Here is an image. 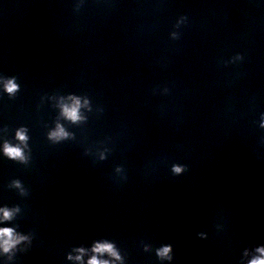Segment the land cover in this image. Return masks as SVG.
I'll use <instances>...</instances> for the list:
<instances>
[{
    "label": "clouds",
    "instance_id": "1",
    "mask_svg": "<svg viewBox=\"0 0 264 264\" xmlns=\"http://www.w3.org/2000/svg\"><path fill=\"white\" fill-rule=\"evenodd\" d=\"M84 4V0H76L74 11H79ZM187 20V17H181L175 27L178 29L181 24ZM173 40H178L180 34L177 31L170 33ZM243 56L237 53L228 63L242 61ZM0 86L3 92L10 98L14 99L21 90L20 84L17 82L16 76L0 75ZM167 92V89H165ZM58 96L53 95L49 99ZM60 102L54 105L57 108L58 115L54 121V126L49 128L46 133V138L52 144H60L64 141L75 140V133L69 131L65 122L68 125L80 126L88 121L87 113L93 111V106L90 98L87 95H77L69 93L67 95H59ZM102 111V109H99ZM259 127L264 129V113H261ZM7 127L0 129V132L6 134ZM29 129L26 126H20L15 129L14 141L3 139L0 144V153L6 159L15 163L28 166L31 162V147L29 145ZM110 149L103 147L97 149L96 157L99 161L107 159ZM86 155L92 154L91 149L85 150ZM123 167L117 166L115 172L118 175L123 174ZM188 171V165L181 163H173L170 166V172L173 176H180ZM7 187L14 189L20 197L29 196V190L25 187L20 179H12ZM22 214V208L19 204L0 206V258H3V264H14L18 253H26L33 244L35 233L29 231L27 233L18 231L19 225L15 223L17 218ZM224 225L217 223V231L223 230ZM200 239H207L206 232L200 231L196 233ZM143 251L154 252L155 257L161 264L167 262L172 264L174 260V248L171 243L161 244L159 247H153L150 243L141 242ZM66 260L71 264H126V257L122 254L121 249L116 242L107 238L93 240L90 246H74L66 254ZM239 264H264V244L256 245L252 248H244L239 260Z\"/></svg>",
    "mask_w": 264,
    "mask_h": 264
}]
</instances>
